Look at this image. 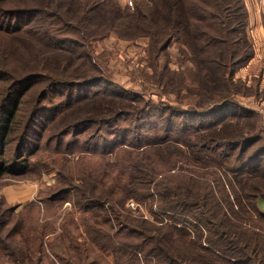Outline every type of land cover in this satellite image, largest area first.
I'll list each match as a JSON object with an SVG mask.
<instances>
[{"label":"trees","instance_id":"16d2710c","mask_svg":"<svg viewBox=\"0 0 264 264\" xmlns=\"http://www.w3.org/2000/svg\"><path fill=\"white\" fill-rule=\"evenodd\" d=\"M133 1L132 8L119 0H18L5 7L0 3V31L8 35L24 32L20 23L40 19L34 32L47 39L43 45L52 50L71 42L51 35L54 24L70 30L78 38L71 42L77 47L111 33L123 40L146 39L148 58L155 62L171 43L179 45V69L171 79L178 93L195 88L197 105L186 110L150 106L143 113L138 111L140 119L132 124V132L118 128L112 133L114 141L104 140L101 146L104 150L126 143L133 148L145 146L132 154L130 180L117 203L122 206L129 198L145 203L155 221H131L118 214L124 220L116 217L122 227L109 233L106 217L89 213L99 208L98 196L92 195L84 203L87 222L79 215L87 231L84 245L65 226L56 231V227L37 226L32 219L26 224L17 220V233L25 241L6 245L0 240L1 258L7 257V264H54L50 257L59 264H108L109 256L112 264H264V127L256 110L234 99L239 94L257 97L264 93L259 91V77L247 83L237 76L254 56L245 2ZM52 54L57 65L67 58ZM8 75L0 70V81ZM41 78L36 74L13 78L3 90L0 179L29 170L30 157L40 146L35 126L41 129L57 121L69 110L66 103L107 92H90L92 86L106 83L100 76L81 81L49 79L43 99L62 96L65 102L37 105L23 125L17 126L20 104ZM114 115L113 111L107 119H86L68 127L81 132L98 125L105 130ZM156 116L158 123L151 120ZM161 125L162 135L146 136ZM11 140L16 142L13 157L8 158L6 147ZM14 210L8 209L10 216ZM94 217L99 218L96 225L91 224ZM131 222L136 226L131 227Z\"/></svg>","mask_w":264,"mask_h":264},{"label":"rangeland","instance_id":"374dc122","mask_svg":"<svg viewBox=\"0 0 264 264\" xmlns=\"http://www.w3.org/2000/svg\"><path fill=\"white\" fill-rule=\"evenodd\" d=\"M2 1L3 3H0L5 7L17 4L18 0ZM244 2L248 18L259 20L264 30V0ZM120 3L129 8L133 7V4L130 6L127 1L125 4ZM39 24L40 19L37 22L25 21L19 24L24 32L17 31L11 35L0 31V70L9 73L7 80L0 81V99L4 88L13 78L28 74L42 77L24 96L16 115L17 126L23 125L31 110L37 105L49 106L50 102L56 103L58 100L65 102L62 96L43 99L49 79L73 78L81 81L85 77L100 76L106 83L92 86L90 92L106 89L107 92L106 95L99 94L84 100H74L72 104L66 103L65 105H70V108L59 116L57 121L46 124L45 128L41 129L35 126L40 136V146L30 157L29 170L22 175H5L0 179V240L6 242V245L9 243L14 245L19 240L25 241L17 233L19 227L16 221L20 220L26 224L28 219H32L37 226L56 227V231L65 226L73 232L78 243L84 245L87 231L79 215L84 218L85 200L90 201L92 195L98 196L95 200L99 208L89 213L91 217L95 215L106 217L105 223L110 224L107 227L109 233L122 227L116 217L120 222L124 220L118 214L127 216L131 221L147 220L153 223L155 219L145 203H138L131 198L122 206L117 203L118 199L124 197L127 181L132 173V154L145 146L133 148L132 144L126 143L112 150H104L105 148L101 146L104 145V140L108 143L114 141L115 136L112 133L118 128H126L132 132V124L140 119L138 111L143 113L150 106L178 107L186 110L197 105L195 88L182 89L178 93L175 79H171L179 69V45L171 43L157 56L155 62L148 58L146 39L123 40L111 33L105 38L87 41L86 44L80 42L81 47H77L71 42L78 38L70 30H64L63 25L54 24L50 31L51 35L57 38L65 37L71 42L67 41L59 50H52L50 46L43 45L47 39L35 34L34 30ZM253 32L248 31L252 44L256 47V36L252 34ZM52 53L66 55L67 58L62 59L57 65ZM44 56L46 58L43 59ZM255 71L252 70L253 73ZM239 72L242 75L241 69ZM234 99L243 106L256 110L263 125L264 106H254L256 100L263 99L262 95L253 97L254 100H248L246 95L239 94ZM113 111L114 119L119 117L122 120L117 122L114 120L105 130L98 125L83 129L81 132L68 127L86 119L95 122L99 118L107 119ZM157 118L156 116L151 120L158 123ZM142 133L146 135V132ZM155 133L163 134L162 125L159 129L148 131L146 136L151 137ZM128 137L131 141L132 133ZM15 142L11 140L6 147L5 155L8 158L13 157ZM182 166L192 170L186 163ZM29 203L32 205L26 206ZM97 204H94V207ZM11 207L15 210L10 216L8 209ZM98 217L92 219V225L98 223ZM130 226L135 227L136 223L131 222ZM10 233L12 236L8 238L7 235ZM92 236L96 237L93 234ZM107 238L111 239L110 236ZM67 258L69 257L65 259ZM69 259L71 261V258ZM107 260L108 264H112L110 256ZM7 261L8 258H1L0 254V264H7ZM50 261L59 264L58 260L52 257ZM60 264H65V261Z\"/></svg>","mask_w":264,"mask_h":264},{"label":"crops","instance_id":"0c3cea01","mask_svg":"<svg viewBox=\"0 0 264 264\" xmlns=\"http://www.w3.org/2000/svg\"><path fill=\"white\" fill-rule=\"evenodd\" d=\"M120 2L124 3L127 0H119ZM249 30L254 31L252 34H255L257 46L254 47V56L248 62L246 66L241 68L240 72L237 74L238 77L246 80L247 83H250L254 77H259V91L263 90L264 92V30L262 28L261 23L257 19H252L249 17ZM252 70H257L254 73ZM252 73V74H251ZM263 99L256 100L254 106L256 107H263L264 106V93ZM248 100H254L252 96L247 97ZM263 111V109H261Z\"/></svg>","mask_w":264,"mask_h":264},{"label":"built area","instance_id":"2783aa9c","mask_svg":"<svg viewBox=\"0 0 264 264\" xmlns=\"http://www.w3.org/2000/svg\"><path fill=\"white\" fill-rule=\"evenodd\" d=\"M127 4L130 5V6H132L133 3H132L131 0H127ZM263 127H264V118H263ZM132 204H133V203L131 202V203H130V206H132Z\"/></svg>","mask_w":264,"mask_h":264}]
</instances>
